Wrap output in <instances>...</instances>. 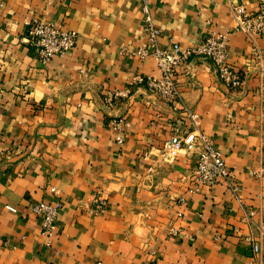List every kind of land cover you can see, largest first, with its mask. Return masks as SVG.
<instances>
[{
  "label": "crops",
  "instance_id": "obj_1",
  "mask_svg": "<svg viewBox=\"0 0 264 264\" xmlns=\"http://www.w3.org/2000/svg\"><path fill=\"white\" fill-rule=\"evenodd\" d=\"M147 1L163 45L228 33V62L243 85L229 88L210 58L194 55L177 67L181 97L136 83L161 73L154 56L134 53L149 45L144 0H0V264L264 260V177L255 173L264 157V32L237 29L233 11H264V0ZM36 17L76 29V46L42 62L27 38ZM109 91L121 94L108 102ZM190 111L233 167L237 192L225 179L198 186L195 156L163 152ZM115 118H124L123 144ZM97 196L107 201L102 212ZM42 199L63 200L51 241L30 208Z\"/></svg>",
  "mask_w": 264,
  "mask_h": 264
},
{
  "label": "built area",
  "instance_id": "obj_2",
  "mask_svg": "<svg viewBox=\"0 0 264 264\" xmlns=\"http://www.w3.org/2000/svg\"><path fill=\"white\" fill-rule=\"evenodd\" d=\"M144 10L147 13L145 32L148 36L149 45L139 47L134 53L142 59L147 56H154L161 73L150 75L146 79L137 76L135 78L136 83L145 82L151 91L168 100L181 97L182 93L176 79L177 67L194 55L210 58L217 69L219 78L229 88L237 89L243 85L244 75L228 62V33H209L199 42L188 47H183L176 41L163 45L160 42L162 29L154 22L147 0H144ZM233 11L237 19V29L253 35L264 32V11L250 13L243 4L235 5ZM28 23V42L44 63L51 61L57 55L67 54L78 42L79 32L73 28H65L62 23L39 17L33 18ZM119 94H121L120 91H109L106 100L110 102ZM189 116L191 118L190 125L185 131L173 134L166 142L163 152L167 155H175L186 150L195 156L196 168L193 177L198 186H214L221 179H225L230 183L231 188L237 192L240 187L234 182L233 167L227 163L222 151L216 147L211 137L202 130L199 114L190 111ZM123 122L124 118H115L112 121L117 130L116 140L119 144H123L125 141V135L122 132ZM255 173L259 177H264V157L259 167L255 169ZM95 202L97 203V211L105 210L107 201L103 197L97 196ZM7 206L12 210H17L13 205ZM62 206V199H42L30 203L31 210L42 216V231L49 240L56 233ZM250 214L253 215L254 211H251ZM176 233V230L172 231V234ZM260 251V244L254 242V256ZM253 264H264V260L256 258Z\"/></svg>",
  "mask_w": 264,
  "mask_h": 264
}]
</instances>
